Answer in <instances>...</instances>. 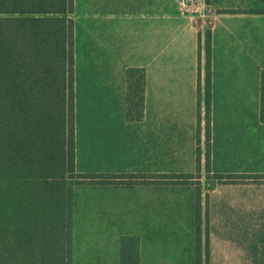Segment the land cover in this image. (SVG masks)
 Segmentation results:
<instances>
[{
    "label": "crops",
    "instance_id": "obj_1",
    "mask_svg": "<svg viewBox=\"0 0 264 264\" xmlns=\"http://www.w3.org/2000/svg\"><path fill=\"white\" fill-rule=\"evenodd\" d=\"M206 1L197 18L174 0H73L75 170L149 176L74 186L72 264H119L121 235L138 237L139 264H259L264 181L211 173L264 174V1ZM129 68L144 72L140 120L125 115Z\"/></svg>",
    "mask_w": 264,
    "mask_h": 264
},
{
    "label": "trees",
    "instance_id": "obj_2",
    "mask_svg": "<svg viewBox=\"0 0 264 264\" xmlns=\"http://www.w3.org/2000/svg\"><path fill=\"white\" fill-rule=\"evenodd\" d=\"M72 9L73 0H0V264H72L74 186L124 182V176L146 181L149 176L75 170ZM204 49L208 137L209 28ZM259 90L264 122V68ZM143 110L144 72L129 68L125 115L140 120ZM205 156L209 174L207 149ZM155 176L176 181L194 173ZM211 176L218 182L264 181L259 173ZM259 254L264 264V244ZM119 264H139L136 235L119 237Z\"/></svg>",
    "mask_w": 264,
    "mask_h": 264
},
{
    "label": "built area",
    "instance_id": "obj_3",
    "mask_svg": "<svg viewBox=\"0 0 264 264\" xmlns=\"http://www.w3.org/2000/svg\"><path fill=\"white\" fill-rule=\"evenodd\" d=\"M176 10L183 16L204 18L208 11L206 0H174Z\"/></svg>",
    "mask_w": 264,
    "mask_h": 264
},
{
    "label": "rangeland",
    "instance_id": "obj_4",
    "mask_svg": "<svg viewBox=\"0 0 264 264\" xmlns=\"http://www.w3.org/2000/svg\"><path fill=\"white\" fill-rule=\"evenodd\" d=\"M191 178L193 177H182V178H177V180L175 182H190ZM131 179H133L132 177H128V176H124L123 180L124 181H131ZM175 180V179H174ZM191 181H194L193 184H198V182L195 179H192Z\"/></svg>",
    "mask_w": 264,
    "mask_h": 264
}]
</instances>
